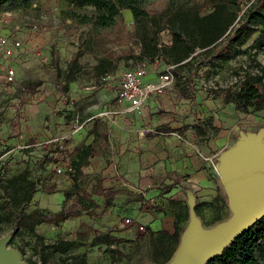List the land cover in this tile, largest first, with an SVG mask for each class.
Instances as JSON below:
<instances>
[{
    "label": "rangeland",
    "instance_id": "rangeland-1",
    "mask_svg": "<svg viewBox=\"0 0 264 264\" xmlns=\"http://www.w3.org/2000/svg\"><path fill=\"white\" fill-rule=\"evenodd\" d=\"M202 3L139 0V6L151 13L148 19L136 20L124 11L107 27L85 19L93 15V8H75L66 0H33L0 11L1 32L22 36L27 43L30 38L41 39L40 54L22 55L16 84L0 82V237L10 236L8 247L21 250L27 264H164L166 253L178 241L162 236L159 231L165 229L154 228L150 220H163L171 213L176 216L175 229L177 225L184 229L188 203L166 200L163 194L170 185L167 179L182 178L188 187L192 182L188 175H167L162 164H173L176 157L187 160L199 151L214 155L208 170L211 186L195 191L203 227L211 229L232 216L217 157L236 145L241 129L264 127V109L246 114L223 97L226 91H237L247 78L258 81L264 91V48L251 47L256 33L232 55L220 52L257 0H235L221 19L211 17L210 9L193 18L184 12ZM226 21L231 24L224 29ZM142 26L157 30L155 44L141 39ZM171 27L194 45V52L182 60L184 51L177 49ZM157 61L175 67V84L168 93L176 109H162L151 133L142 132L145 120L135 117L123 119L118 134L111 132L102 113L117 109L122 73L139 65L151 69ZM65 81L66 92L58 86ZM71 82L77 85L72 91ZM87 118L88 136L94 140L77 147L80 137L73 138L78 129L74 125ZM60 143L69 147L74 176L55 172L54 153ZM111 151L119 156L123 176L126 156L127 169L144 172L148 185L143 192L117 185V200L107 205L94 191L104 180L115 185ZM43 185L56 188L47 192ZM151 189L159 191L145 196ZM79 191L85 194L80 216L47 219L67 209ZM18 217L22 222L15 229ZM127 217L145 230L129 232ZM257 258L264 264V247Z\"/></svg>",
    "mask_w": 264,
    "mask_h": 264
},
{
    "label": "trees",
    "instance_id": "trees-1",
    "mask_svg": "<svg viewBox=\"0 0 264 264\" xmlns=\"http://www.w3.org/2000/svg\"><path fill=\"white\" fill-rule=\"evenodd\" d=\"M32 1L33 0H0V11L11 6L28 5ZM66 1L75 8H93V15L90 17L87 15L85 16V19L93 20L96 25L102 27H107L114 24L118 18L123 17L124 11H129L134 19L142 21L144 19H148L151 15L149 10L143 9L139 6V0ZM234 2L235 0H204V3L188 8L187 10H184V12L193 18L199 17L203 10L210 9L211 17L215 16L216 18L221 19L224 18L229 4ZM230 24L231 22L226 21L224 24V29H226V27ZM156 32L157 30L151 29L149 26H142L140 37L144 42L155 44ZM171 32L174 36L177 49L184 51V54L179 58L180 60L188 57L194 52V45L188 42L187 39H185V37L176 28L171 27ZM256 33H259V35L252 42L251 47L256 50H261L264 48V0H257L255 6L244 12L242 21L238 24V26L234 29L232 34L224 43L220 51L221 54H227L228 56L232 55L234 48L246 44ZM174 70L175 69H173V72ZM65 88H67V85ZM223 100L226 103H233L237 110H240L246 114L264 109V91L260 87L258 81L250 78L245 79L237 91H226ZM72 165L76 172V165L73 164V161ZM42 187L47 192H52L56 188L55 185H43ZM94 192L97 195L103 196L107 205L112 204L115 195L118 193L117 190L105 189L101 185H99ZM84 195V192L79 191V193L74 197L73 203L67 209H62L58 213H52L47 219L59 221L67 216H80V205H82V196ZM195 210L197 215H199L197 203L195 205ZM32 216L35 217V219L38 218V216L35 214ZM21 222V217L16 218L15 229L21 224ZM182 231L183 228H180L177 225L173 233L165 230H160L159 232L162 236L176 238L178 241V247ZM111 240L119 241L120 239L118 237H111ZM263 245L264 219L262 217L256 221L250 227V229L236 237L231 245L225 249L222 255L209 260L206 264H258L257 252L262 247H264ZM177 247L174 250H169L166 253L164 264H167L170 261Z\"/></svg>",
    "mask_w": 264,
    "mask_h": 264
},
{
    "label": "water",
    "instance_id": "water-1",
    "mask_svg": "<svg viewBox=\"0 0 264 264\" xmlns=\"http://www.w3.org/2000/svg\"><path fill=\"white\" fill-rule=\"evenodd\" d=\"M238 139L235 146L217 157L232 216L205 229L195 210L196 194L187 189L189 221L167 264H206L264 217V127L256 131L241 129ZM9 240L10 236L0 237V264H27L21 250L8 247Z\"/></svg>",
    "mask_w": 264,
    "mask_h": 264
},
{
    "label": "crops",
    "instance_id": "crops-1",
    "mask_svg": "<svg viewBox=\"0 0 264 264\" xmlns=\"http://www.w3.org/2000/svg\"><path fill=\"white\" fill-rule=\"evenodd\" d=\"M33 39L34 38H32V39L30 38V40L26 44L27 50L23 52L24 55L27 53L28 54L30 53V55H31L35 51H38L37 54H40V52H41L39 50L40 47H37L40 44L37 42L38 41L40 42L41 39L40 38L36 39V40H33ZM36 43L38 45H35ZM155 76L156 75L151 73L150 75H148V78H155ZM2 81H3V78L0 77V82H2ZM66 85H67V88H65ZM71 85H72V87L70 90L72 91L75 88L74 86H77V85L75 82H71ZM58 86H60L64 92H66V90L69 87L68 82H66V81H65L64 85L58 84ZM118 91H119V89L116 90L117 106H115V108L120 109V108H122V105H120L118 103ZM162 109H164L166 111H171V110L176 109L175 104L172 100V96L168 92H166L163 95L154 96L149 101V103L147 104V106L145 108V112H144L142 117H138L132 113H124V112L114 114V113H112V110H108V111H111V113L108 116L104 115L103 113H102V116H104L103 120H104V122H106L108 124V128L111 129L110 131L112 132L114 129V130H116V134H118L119 127L124 128L125 122L122 121L123 119L135 117L138 119L145 120V122L142 121V124L144 125V127H143V129H141V131L148 134V133H151L154 131L152 126H154L156 124V120H157L156 117H157L158 113L161 112ZM88 121H89V119L87 118L81 124L75 123V125H74V127L78 128V129L75 130L76 133L74 134L73 138L80 137L79 139H77L75 141V144L77 147L80 146L79 144L82 145L83 143L90 144V142H91L90 140H92V141L94 140V138H91V136H88V135H90L89 131L87 130V127H86V123ZM76 122H78V121H76ZM171 127H173V125H171ZM168 131L172 133V131H174V130H168ZM82 133H83V135H80ZM91 144H92V148H93L95 143H91ZM68 148L69 147L67 146V154L70 157ZM112 149L116 150L114 145H112ZM57 153H58V151L56 153H54L55 157H56ZM125 157L126 156L123 157V161H122V163H123L122 170L124 172V176H123L121 168H120L121 164L119 165V156H118L116 151H111L110 161L112 158L115 159L121 176H120V178L116 177L114 174L113 168H112V172H113V175L115 177L114 180H116L114 183L115 185H112L109 180H104V182L101 184V186L105 189L109 188V189L117 190L118 193L115 195V197L120 193L119 192L120 187H118L120 185L127 186V187H129L135 191H138V192H143L142 190L145 189V186L148 185V182L145 180V178H143L144 172L130 171L127 169L128 165L125 162V160H126ZM213 157H214V155L210 156L209 153H207V152L201 153L199 151V155H193L192 157H188L187 160H184L183 158L176 157L172 161L173 164L171 163V161L164 162L162 164V166H163L164 170L167 171V175H170V176L171 175H179V176L188 175L189 177L187 178V180L192 182V183H190V185L192 187L191 186L188 187L186 185H183V182H181L182 178H181V180H178L177 182H176V180H173V179H167L166 184H170V185L167 188V193L165 191V193L163 194V196L166 197V200L170 199V198L171 199L177 198L179 200H185L187 202L188 201L187 189H192L195 192L197 188H199V189L202 188L204 191H207L206 188L211 186V184H212L211 180L208 177V170L211 171V169H210L211 165L210 164H213ZM111 166H112V164H111ZM106 184H111V185H106ZM111 186H117V187L110 188ZM155 191H159V190L151 189V190H149V192H147L144 195L152 197V196H154L152 194H154ZM146 198H148V197H146ZM116 200L117 199L114 198L113 201H116ZM134 213L135 214L137 213V215H139L140 217H143L141 210L135 209ZM143 218H145V217H143ZM150 221H152V222H150V224H152V226L154 228L161 229V226H162V228H164L165 230H168L170 232L175 231L176 216L174 214L170 213L163 220L158 218V217H154L153 220H150Z\"/></svg>",
    "mask_w": 264,
    "mask_h": 264
},
{
    "label": "built area",
    "instance_id": "built-area-1",
    "mask_svg": "<svg viewBox=\"0 0 264 264\" xmlns=\"http://www.w3.org/2000/svg\"><path fill=\"white\" fill-rule=\"evenodd\" d=\"M22 36H13L0 31V77L2 83L14 86L17 82V69L24 51L27 50V42H23ZM174 66L163 65L160 62L148 69L145 65L127 68L121 76L118 91V103L122 108L112 111L118 113H132L142 117L149 101L157 95H163L171 90L175 84ZM155 78H148L150 74ZM111 111H105L109 115ZM1 129V128H0ZM57 164L54 169L58 175H74L75 168L67 154V146L59 144L56 155ZM112 168L116 177L120 178V171L114 158L111 159ZM125 224L129 232L145 230L142 224L135 225L130 217L125 218Z\"/></svg>",
    "mask_w": 264,
    "mask_h": 264
}]
</instances>
